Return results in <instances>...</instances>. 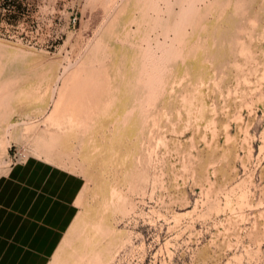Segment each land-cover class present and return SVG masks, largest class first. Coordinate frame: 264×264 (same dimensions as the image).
<instances>
[{
	"label": "rangeland",
	"instance_id": "obj_1",
	"mask_svg": "<svg viewBox=\"0 0 264 264\" xmlns=\"http://www.w3.org/2000/svg\"><path fill=\"white\" fill-rule=\"evenodd\" d=\"M32 157L82 184L49 264H264V0H0V175Z\"/></svg>",
	"mask_w": 264,
	"mask_h": 264
},
{
	"label": "crops",
	"instance_id": "obj_2",
	"mask_svg": "<svg viewBox=\"0 0 264 264\" xmlns=\"http://www.w3.org/2000/svg\"><path fill=\"white\" fill-rule=\"evenodd\" d=\"M81 186L33 157L0 175V264H49L73 225Z\"/></svg>",
	"mask_w": 264,
	"mask_h": 264
}]
</instances>
